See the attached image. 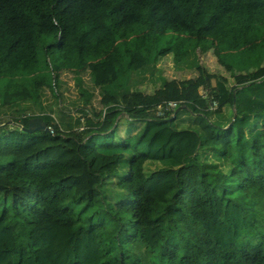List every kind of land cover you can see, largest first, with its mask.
I'll return each mask as SVG.
<instances>
[{
	"label": "trees",
	"instance_id": "obj_1",
	"mask_svg": "<svg viewBox=\"0 0 264 264\" xmlns=\"http://www.w3.org/2000/svg\"><path fill=\"white\" fill-rule=\"evenodd\" d=\"M171 54L199 76L140 91ZM65 70H89L105 106L80 85L67 129L43 103ZM30 102L42 113L21 118ZM36 116L55 132L0 125V264L65 236L72 264H264V0H0V119ZM122 117L143 126L90 140Z\"/></svg>",
	"mask_w": 264,
	"mask_h": 264
},
{
	"label": "rangeland",
	"instance_id": "obj_2",
	"mask_svg": "<svg viewBox=\"0 0 264 264\" xmlns=\"http://www.w3.org/2000/svg\"><path fill=\"white\" fill-rule=\"evenodd\" d=\"M198 59L202 66H204L210 74H221L224 75L233 81V74L225 66L221 65L215 51L211 49L208 52H203L198 49ZM236 61L234 55H228V62ZM244 68H235L236 73H246L248 72L247 67ZM158 71L154 76H148V79L142 81L138 85V89L146 94H153L157 89L162 86L163 79H195L199 76V71L195 66L182 67L175 63L173 54L163 57L157 66ZM82 83L79 84L77 74L72 71L65 70L59 80L58 89L60 92V98L54 95L53 91L46 87L44 89L43 103L46 108V112L54 114L62 123L63 112L61 109H64V120L68 122L65 126V129L70 126H76L77 119L81 118L80 108L84 106V101L82 92L79 87L82 85L89 92V95L93 96L90 103H88L86 110L94 108L95 111L105 110V106L102 103L103 91L100 85H96L94 80L91 77L90 71H85L81 74ZM215 82V81H213ZM29 108L26 109L21 116L25 115H38L42 113V109L38 107L33 102L27 103ZM26 106V105H25ZM62 107V108H61ZM22 108V107H21ZM15 109L16 111L13 114H17V108H9L8 110ZM227 112L230 113L231 109L226 108ZM19 111V110H18ZM20 118V119H21ZM13 118L4 117L0 119V125L4 124L7 120ZM187 120L188 117L185 116ZM83 122L85 123L84 118L82 117ZM64 122L63 124H65ZM21 124V122H17ZM13 124L6 125L8 127L14 128L19 126H12ZM143 125L140 122L132 121L125 117H122L119 121L118 126L112 132L106 134L94 135L90 137V140L96 145L101 146L104 144H109L114 141L118 142L121 137H129L132 133V130L137 131ZM78 249L75 247L74 242L68 241L67 236L62 240H52L48 242L45 248L37 253L36 258L28 256L26 253L23 254L24 260L20 264H72L77 254Z\"/></svg>",
	"mask_w": 264,
	"mask_h": 264
},
{
	"label": "water",
	"instance_id": "obj_3",
	"mask_svg": "<svg viewBox=\"0 0 264 264\" xmlns=\"http://www.w3.org/2000/svg\"><path fill=\"white\" fill-rule=\"evenodd\" d=\"M178 110L176 111V114H177ZM176 114H174L172 119H174L176 117ZM9 124L17 125L21 129H23L24 131L29 132V133H35L37 131L49 132V133L51 132L50 131V126L47 123V121L44 119L43 116H36V117L30 118L28 126H24L22 124H19V123L15 122L12 119L8 120L4 124H1V126H6V125H9Z\"/></svg>",
	"mask_w": 264,
	"mask_h": 264
},
{
	"label": "built area",
	"instance_id": "obj_4",
	"mask_svg": "<svg viewBox=\"0 0 264 264\" xmlns=\"http://www.w3.org/2000/svg\"><path fill=\"white\" fill-rule=\"evenodd\" d=\"M178 106H179V102L178 101H170V102H167L164 105H160L159 108H158L157 113H158V115H164L167 112H172ZM213 108L214 109L218 108V103L216 101L213 103ZM13 126H17V125L13 124ZM50 131H51V133H54L55 129L52 126H50Z\"/></svg>",
	"mask_w": 264,
	"mask_h": 264
}]
</instances>
